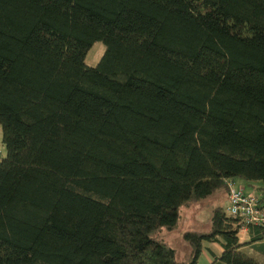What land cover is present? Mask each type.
I'll use <instances>...</instances> for the list:
<instances>
[{
  "label": "trees",
  "instance_id": "trees-1",
  "mask_svg": "<svg viewBox=\"0 0 264 264\" xmlns=\"http://www.w3.org/2000/svg\"><path fill=\"white\" fill-rule=\"evenodd\" d=\"M0 134V264H259L220 206L164 235L264 207V0H0Z\"/></svg>",
  "mask_w": 264,
  "mask_h": 264
},
{
  "label": "rangeland",
  "instance_id": "rangeland-1",
  "mask_svg": "<svg viewBox=\"0 0 264 264\" xmlns=\"http://www.w3.org/2000/svg\"><path fill=\"white\" fill-rule=\"evenodd\" d=\"M103 52V46L101 44H95L87 52L85 56V63L89 67H93L99 60ZM1 137V134H0ZM5 154L4 148L0 142V157ZM236 187L239 186V182H234ZM221 192V191H220ZM219 193V192H217ZM253 193V192H252ZM216 195V194H215ZM226 197V195H225ZM215 206H222V201L217 199V196L209 198L206 201H201L192 208L188 210H183L181 213V222L179 229L172 234H165L164 238L176 252L177 259L183 258L187 254V248L180 240V235L185 230H206L208 228V223L211 217V211ZM224 213V212H223ZM204 247L207 246L210 250L216 251L218 247L214 244H203ZM203 258H200L197 264H204ZM259 264H264V261H256Z\"/></svg>",
  "mask_w": 264,
  "mask_h": 264
},
{
  "label": "built area",
  "instance_id": "built-area-1",
  "mask_svg": "<svg viewBox=\"0 0 264 264\" xmlns=\"http://www.w3.org/2000/svg\"><path fill=\"white\" fill-rule=\"evenodd\" d=\"M226 189V207L224 215L234 221L233 227L247 230L248 227L264 228V207L258 205V198L245 193L232 181H224Z\"/></svg>",
  "mask_w": 264,
  "mask_h": 264
},
{
  "label": "crops",
  "instance_id": "crops-1",
  "mask_svg": "<svg viewBox=\"0 0 264 264\" xmlns=\"http://www.w3.org/2000/svg\"><path fill=\"white\" fill-rule=\"evenodd\" d=\"M238 182H239V186H240L239 188L243 189V191L245 193H252L253 192L252 194H254L258 198V195L254 190V188L257 187V185H253L252 187H250L243 182H240V181H238ZM215 196H217V199L219 201H222L221 207H222V209H224L226 207L225 194L223 192H219V193H216V195H213V198H215ZM204 201H206V200H204ZM181 214H180V216H181ZM180 222H181V218H180ZM209 222H210V220H209ZM179 226H180V223H179ZM208 227H209V223H208ZM178 229H179V227H178ZM185 231H188V230H185ZM170 234H172V233H170ZM236 238H237L238 244L243 245L239 249L240 253H242L244 256H246L247 258H250L254 261H261V260L264 261V244L263 243L249 244V235L247 233V230H238L237 234H236ZM203 244H214L218 247V249H216V251H212L207 246L204 247ZM201 245H202V250L199 254L198 260L200 258H203L204 264H211L213 262V260L215 258H217L221 253V248L216 243H202ZM255 249H259V250L257 251ZM198 260H197V262H198ZM197 262H196V264H197Z\"/></svg>",
  "mask_w": 264,
  "mask_h": 264
}]
</instances>
